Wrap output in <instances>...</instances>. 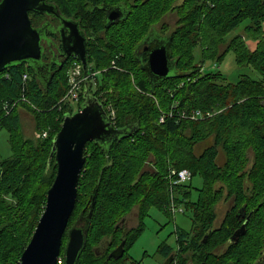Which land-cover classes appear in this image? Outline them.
Segmentation results:
<instances>
[{
  "label": "trees",
  "instance_id": "16d2710c",
  "mask_svg": "<svg viewBox=\"0 0 264 264\" xmlns=\"http://www.w3.org/2000/svg\"><path fill=\"white\" fill-rule=\"evenodd\" d=\"M177 1L147 0L133 7L126 0L125 19L108 29L99 17L90 18L78 9L88 32L106 35L88 44L83 72L94 74L89 93L108 118L114 113V129L129 128L133 133L115 141L107 153L98 144L86 145L68 229L76 222L85 226L92 193L96 194L85 247L76 264H141L128 250L142 234L149 208L169 215L171 202L190 209L192 229L190 233L175 229L177 250L160 245L158 255L164 261L172 256L171 264H255L264 254V82L242 76L235 84L226 83L209 65L217 66L232 51L239 67L251 68L264 79V0H180L176 6ZM172 13L177 23L171 30L163 18ZM242 26L244 33L262 36L251 51L239 37L225 41ZM152 31L169 41L174 62L171 78L158 85L141 68L146 59L136 55ZM72 61L60 69L53 66L46 84L26 63L0 72V130L9 133L12 149V157L0 162V264H19L56 175L53 160L48 163L53 138L64 117L79 112L84 102L83 88L75 108L60 103L68 90ZM113 62L116 67L111 68ZM19 109L32 114L37 132H48L46 139H23ZM198 110L210 117L196 121L181 117ZM219 150L225 158L221 166ZM172 169L188 171L190 181L172 185L168 178ZM196 177L202 187L191 204ZM221 200L232 206L220 227L214 228L215 208ZM133 207L138 212L137 226L123 237L121 223ZM244 223L243 235L228 244ZM249 239L255 243L246 249ZM122 240L123 257L108 259ZM66 242L64 234L60 264Z\"/></svg>",
  "mask_w": 264,
  "mask_h": 264
},
{
  "label": "water",
  "instance_id": "95a60500",
  "mask_svg": "<svg viewBox=\"0 0 264 264\" xmlns=\"http://www.w3.org/2000/svg\"><path fill=\"white\" fill-rule=\"evenodd\" d=\"M53 5L46 0H0V72L11 66L26 63L35 72L37 79L46 84L52 75H44L48 64L42 61V30L33 28L28 13L55 15ZM118 14L111 13L110 22L115 21ZM117 21V20H116ZM69 28L67 47L62 41L64 55L75 57L83 68L87 65V42L77 32L76 24H64ZM109 28L108 25L105 27ZM78 35V39L76 38ZM63 36V34H61ZM145 41H143L144 43ZM146 62L142 70L152 84L171 78L174 73V62L171 60L169 41L157 39L148 49ZM84 102L81 110L64 117L59 132L53 138L48 163L52 160L56 167V175L46 194L44 211L40 216L33 235L20 256L19 264H60L62 238L66 234L67 242L63 250V264H76L85 247L89 222L95 205L94 191L91 196L90 211L85 226L78 222L68 229V223L74 212L78 182L85 165V149L88 143L98 144L108 152L109 147L121 139L129 137L133 131L129 128L114 129L101 104L91 97L88 83L84 85ZM244 216V209L241 210ZM245 231V223L234 232L228 244H235ZM126 232H123V237ZM125 241L113 250L108 259L119 260L124 255ZM169 256L163 264H171ZM256 264H264V254Z\"/></svg>",
  "mask_w": 264,
  "mask_h": 264
},
{
  "label": "rangeland",
  "instance_id": "374dc122",
  "mask_svg": "<svg viewBox=\"0 0 264 264\" xmlns=\"http://www.w3.org/2000/svg\"><path fill=\"white\" fill-rule=\"evenodd\" d=\"M104 3L115 5L120 2H125L126 0H103ZM147 0H128V3L133 7L140 6L145 3ZM181 1L178 0L176 6L180 5ZM103 23L102 21H100ZM163 23H165L171 30L175 28L177 23L176 13L168 14L163 18ZM246 22L243 24V26ZM243 26L239 29L231 32L225 37V41L228 44L234 37H239L243 44L251 51L255 49V46L260 38L247 33H244ZM262 32H264V24L262 25ZM90 42L94 43L97 41V38H105L106 35L102 32H89ZM198 51V50H197ZM196 51V53H197ZM199 61V51L195 57V64L197 66ZM209 63V62H208ZM210 70L217 72L226 79V83L235 84L241 79L242 76L249 78L250 80L263 81L264 79L251 68L239 67L237 65L235 55L232 51L228 52L217 66L214 64H209ZM110 67H116V64L111 63ZM102 72V70H100ZM100 72H97V76ZM20 119V132L23 139L37 141L40 139H46L48 137V132L45 131V137H42L43 133L37 132L34 118L30 112L24 109H19L17 111ZM61 127V126H60ZM9 133L2 129L0 130V162L7 160L12 157V149L9 143ZM86 150V149H85ZM90 157V153L87 154ZM87 157V158H88ZM225 158L223 152L219 150V156L217 159L218 165L224 164ZM192 190L189 198L191 204L195 203L198 199L197 191L202 187V181L200 178L196 177L192 179ZM8 202L12 200L7 199ZM231 202H221L216 206V221L214 223V228L220 227L225 213L231 207ZM176 207V206H175ZM80 210V209H79ZM78 210V211H79ZM170 212V211H169ZM128 216V225L129 228L137 226L138 212L137 208L133 207ZM178 228L179 230L190 233L192 229V212L188 208V211L185 210L184 206L176 207L173 213L166 215L164 212L160 211L156 207L152 206L149 208L147 215L143 221V232L135 241V243L128 250V255L136 262L141 264H163L164 260L158 255V250L160 245L166 244L171 247L174 251L177 250V244L175 239L174 231ZM253 239H249L244 248H251V244H254ZM220 251V250H219Z\"/></svg>",
  "mask_w": 264,
  "mask_h": 264
},
{
  "label": "flooded vegetation",
  "instance_id": "af4514ba",
  "mask_svg": "<svg viewBox=\"0 0 264 264\" xmlns=\"http://www.w3.org/2000/svg\"><path fill=\"white\" fill-rule=\"evenodd\" d=\"M46 3L49 5H53L55 8V15H41L34 12H29L28 17L31 21V25L33 28H38L42 30V38H41V46H42V61L44 64H48L50 69L46 68L44 75H52V67L57 65L60 69L64 63L69 60L76 59L75 57H67L64 55V50L62 48V41L64 40V44L67 45V38L69 35V28H64V24H76L77 32L80 35L85 36L88 44L90 43L89 32L86 29L87 25L83 23V18L79 14L78 9L80 7L85 11L90 18L99 17V20H102L104 24V28L106 25L109 27L121 22L125 19L127 14V7L125 2H120L115 5H110L104 3L102 0H46ZM115 12L118 14V18L110 22L108 18H110L111 13ZM106 29V28H105ZM108 29V28H107ZM63 34V36H61ZM76 38L78 39V35L76 34ZM159 39L158 35H153V31L150 32L141 44L137 47L136 55L140 60L146 59L148 55V49L153 46V42ZM72 37L71 42L68 44L69 46L73 43ZM75 42V40H74ZM67 45V47H69ZM228 211V210H227ZM226 211V212H227ZM241 217H244L241 215ZM128 216L121 223V228L123 232H126V235L133 228L128 225ZM123 235V234H122ZM125 235V236H126ZM257 263V262H256ZM255 263V264H256Z\"/></svg>",
  "mask_w": 264,
  "mask_h": 264
},
{
  "label": "built area",
  "instance_id": "2783aa9c",
  "mask_svg": "<svg viewBox=\"0 0 264 264\" xmlns=\"http://www.w3.org/2000/svg\"><path fill=\"white\" fill-rule=\"evenodd\" d=\"M72 63L69 67V70L67 72V82H68V90L65 94V96L61 99L60 103L69 105L71 107H74L77 105V103L80 100V96L82 95L84 85L88 83L91 78L94 76V74L87 72H83L85 69L81 65L80 62H78L76 59H72ZM28 79L27 75L24 74L22 76V80L26 81ZM182 118H187L192 121L196 120H203L207 117H210L209 113H203L201 111H191L188 113H182ZM110 123L112 126L115 125V117L114 113L111 111L109 115ZM163 122V118H160V123ZM46 134L43 133L42 137H45ZM168 178L172 181V185H181L186 184L190 181V174L186 170H170L168 173ZM176 209L175 205L171 202L169 206L170 213H173V211Z\"/></svg>",
  "mask_w": 264,
  "mask_h": 264
},
{
  "label": "bare ground",
  "instance_id": "6f19581e",
  "mask_svg": "<svg viewBox=\"0 0 264 264\" xmlns=\"http://www.w3.org/2000/svg\"><path fill=\"white\" fill-rule=\"evenodd\" d=\"M79 103V102H78Z\"/></svg>",
  "mask_w": 264,
  "mask_h": 264
}]
</instances>
